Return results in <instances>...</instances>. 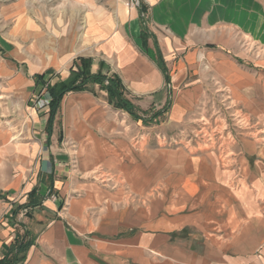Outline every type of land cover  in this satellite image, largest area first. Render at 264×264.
<instances>
[{"label": "crops", "instance_id": "1", "mask_svg": "<svg viewBox=\"0 0 264 264\" xmlns=\"http://www.w3.org/2000/svg\"><path fill=\"white\" fill-rule=\"evenodd\" d=\"M139 2L72 0L21 16L13 40L0 26V260L27 233L22 264H264V0ZM79 57L141 106H169V123L223 91L258 131L224 156L152 148L98 85L65 95L50 125L34 76L63 81Z\"/></svg>", "mask_w": 264, "mask_h": 264}, {"label": "rangeland", "instance_id": "2", "mask_svg": "<svg viewBox=\"0 0 264 264\" xmlns=\"http://www.w3.org/2000/svg\"><path fill=\"white\" fill-rule=\"evenodd\" d=\"M71 1L0 0V26L3 25V30L9 36V40H13L16 36L15 25L17 19H21V16H23L24 20L34 21L38 19V14H40L41 19L47 21L48 13L49 15L53 14L55 8L57 9L61 5L70 3ZM109 1L111 0H97V2L104 3ZM123 1L128 2L131 6H141L139 0H120V2ZM16 8H18L17 11H15ZM22 13L23 15H21ZM45 31H47L46 27ZM242 46L243 49H247L248 57L255 60L254 55L257 52L255 46H251L249 43ZM72 68L73 63L69 69V75ZM52 79L53 77L51 76H45L46 84L42 88L35 87L33 100L30 102L33 107L38 100H47L49 102L46 87L60 82L59 80L52 83ZM221 92L223 91L211 92L210 94H213V96L211 95L209 98L203 100L196 107L195 112L190 116L189 120L184 124L178 125L169 123L166 118L169 106L165 105L162 108H156L152 105L143 107L135 102V99L129 96L127 97L134 106L135 113L138 116L137 119L132 118V120L137 122L138 127L143 131L141 133L142 135L144 133L150 135L152 148L162 146L170 149L183 147V145H187L188 148L198 146L204 150L216 151L224 156V152L222 151L226 143L236 144L243 134H249L251 136V134L258 131V128L255 121L250 118L247 112L232 102L228 93ZM44 108L49 109V103ZM156 113H159V116L155 117ZM96 176V173H93L90 179L95 181Z\"/></svg>", "mask_w": 264, "mask_h": 264}, {"label": "trees", "instance_id": "3", "mask_svg": "<svg viewBox=\"0 0 264 264\" xmlns=\"http://www.w3.org/2000/svg\"><path fill=\"white\" fill-rule=\"evenodd\" d=\"M141 12L143 8L140 7ZM92 59L78 58L73 62V68L70 70L69 78L65 81H60L52 86H47V95L49 97V113L48 122L51 125L55 115L59 109L60 102L64 95L71 92H90L94 94V85H98L101 90L107 94V103L113 109L122 111L128 114L131 118L137 119L135 108L128 99L127 91L125 90L120 78L114 73L102 74L101 70L104 68V63L99 62V71L91 73ZM161 70L164 73L165 81L169 83V77L166 74V69L160 62ZM36 87L42 88L45 83V75L34 76ZM159 116L156 113L155 117ZM33 195L29 196L28 201L21 206L22 209H30L38 206L39 197ZM27 233L18 238L9 248L6 256L0 260V264H22L25 259L26 252L31 246L32 241L26 240Z\"/></svg>", "mask_w": 264, "mask_h": 264}, {"label": "built area", "instance_id": "4", "mask_svg": "<svg viewBox=\"0 0 264 264\" xmlns=\"http://www.w3.org/2000/svg\"><path fill=\"white\" fill-rule=\"evenodd\" d=\"M137 6V5H136ZM48 101L47 100H38L35 104L34 107L38 108V109H41V108H44L45 106L48 105Z\"/></svg>", "mask_w": 264, "mask_h": 264}, {"label": "water", "instance_id": "5", "mask_svg": "<svg viewBox=\"0 0 264 264\" xmlns=\"http://www.w3.org/2000/svg\"><path fill=\"white\" fill-rule=\"evenodd\" d=\"M137 7V6H136Z\"/></svg>", "mask_w": 264, "mask_h": 264}]
</instances>
